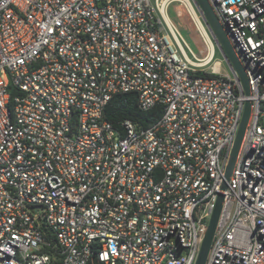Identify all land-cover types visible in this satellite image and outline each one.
<instances>
[{
    "label": "built area",
    "instance_id": "2783aa9c",
    "mask_svg": "<svg viewBox=\"0 0 264 264\" xmlns=\"http://www.w3.org/2000/svg\"><path fill=\"white\" fill-rule=\"evenodd\" d=\"M207 1L248 95L193 0H0V264H195L219 194L204 264H264V0ZM127 92L160 116L109 122Z\"/></svg>",
    "mask_w": 264,
    "mask_h": 264
},
{
    "label": "water",
    "instance_id": "95a60500",
    "mask_svg": "<svg viewBox=\"0 0 264 264\" xmlns=\"http://www.w3.org/2000/svg\"><path fill=\"white\" fill-rule=\"evenodd\" d=\"M193 2L196 5L198 11L200 12L206 27L208 28L209 32L213 36L217 49L219 50L221 55L225 58V60L228 62V64L234 67V69L237 72L238 78L243 86L244 93L248 95L249 88H248L247 78L245 76L244 70L238 58L236 57L232 49V46L228 38L226 37L222 29V26L218 22V19L216 15L214 14L209 2L207 0H193ZM249 112H250V102L247 100L244 105L243 114H242V117L239 123V127L236 133V137H235L234 144L231 150V154H230V157L226 165L225 181L223 182V186H222L223 188H226V180H228L230 176V173H231L234 161H235V157L237 154V150H238V147H239L242 135H243V131H244L246 122L248 120ZM222 200H223V195L219 194L215 202V206L212 211V214L210 216L203 240L201 242L198 257L196 259L195 264L205 263L207 253L209 250V246H210V242L213 237L216 221H217L220 208L222 205Z\"/></svg>",
    "mask_w": 264,
    "mask_h": 264
},
{
    "label": "rangeland",
    "instance_id": "374dc122",
    "mask_svg": "<svg viewBox=\"0 0 264 264\" xmlns=\"http://www.w3.org/2000/svg\"><path fill=\"white\" fill-rule=\"evenodd\" d=\"M168 16L188 56L192 59L202 58L208 49L187 9L179 2H173L168 7ZM214 54V59H222L221 71L225 72L227 66L217 47ZM260 123L264 124V116L260 118Z\"/></svg>",
    "mask_w": 264,
    "mask_h": 264
},
{
    "label": "trees",
    "instance_id": "16d2710c",
    "mask_svg": "<svg viewBox=\"0 0 264 264\" xmlns=\"http://www.w3.org/2000/svg\"><path fill=\"white\" fill-rule=\"evenodd\" d=\"M213 76L214 74H210ZM161 109L154 107L150 110L143 111L138 106V97L135 92L115 94L108 102L105 110L106 119L117 124L119 121L129 119L139 121L144 126L160 116ZM51 264H61L59 257L55 256Z\"/></svg>",
    "mask_w": 264,
    "mask_h": 264
},
{
    "label": "bare ground",
    "instance_id": "6f19581e",
    "mask_svg": "<svg viewBox=\"0 0 264 264\" xmlns=\"http://www.w3.org/2000/svg\"><path fill=\"white\" fill-rule=\"evenodd\" d=\"M216 65H218V64H216Z\"/></svg>",
    "mask_w": 264,
    "mask_h": 264
}]
</instances>
